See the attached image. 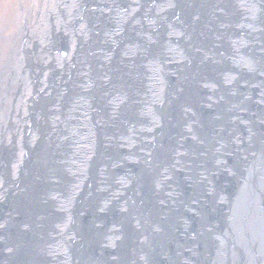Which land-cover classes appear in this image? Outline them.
Segmentation results:
<instances>
[{"label": "water", "instance_id": "obj_1", "mask_svg": "<svg viewBox=\"0 0 264 264\" xmlns=\"http://www.w3.org/2000/svg\"><path fill=\"white\" fill-rule=\"evenodd\" d=\"M154 1V21L160 19V26L168 24L162 26L163 48L155 60L172 62L168 67L173 87L180 88L171 99V107L164 103V87L156 71L150 69L153 64L145 62L140 67L136 95L130 97L141 121L136 135L132 129L124 133L123 141L107 138L96 143L90 119L67 111L74 117H66L61 124L60 142L61 149L69 150L70 155L56 148V136L48 147L50 154L43 152L39 158L44 167L49 166L47 172L58 166L57 171L70 178L69 190L59 201L54 197L52 178L45 168L42 172L40 183L50 187L45 194L46 205L55 208L58 222L51 229L39 227L42 220L38 217L45 207L37 203L31 190L39 188L37 177L19 175L20 185L30 184L31 188L18 192L15 204L4 207V202L0 203V222L7 208L20 213L11 229L6 228L7 236L0 231V264H68L69 259L59 255L67 245L65 236L70 235L68 210L71 199L81 191L87 167L101 142L124 146L120 161L126 167L131 166L128 161L138 162L141 174L148 170L151 175L145 180V175L136 174L130 182L125 166L113 160L101 161L95 187L97 204L86 219H81L84 227L78 230L81 259L87 258L88 264H264V45H257L264 44V0L228 1L231 21L225 18L224 12H230L225 0H186L175 13L173 0ZM165 16L172 19L163 22ZM178 16L180 22L172 21ZM144 24L151 32L150 23ZM151 35L153 32L143 35L146 43L152 40ZM217 44L222 48H215ZM136 48L126 46L120 54L133 56L132 61ZM188 51V56L191 52L194 56L193 64L186 62ZM213 70H222L216 88L208 76ZM123 71L130 69L126 65ZM81 88L83 91L84 86ZM111 101L108 114L117 116L115 103L119 100L111 97L107 104ZM165 107L169 112L162 122L160 108ZM77 116L83 122L77 121ZM103 118L106 127L116 124L117 118L112 123L111 117ZM152 137L155 143L146 141ZM135 142L140 143L138 150L127 149ZM160 143L164 152L157 148ZM9 164L7 178L14 180L20 170ZM74 167L78 176L73 174ZM107 170L115 173L110 189L105 186H109L105 184ZM177 176L179 185L172 180ZM129 185L134 216L131 210L124 211L126 198L121 195ZM111 201L117 210L113 218L108 216ZM125 215L128 230L122 223ZM22 242L25 245H18ZM124 246L131 251L126 257Z\"/></svg>", "mask_w": 264, "mask_h": 264}, {"label": "rangeland", "instance_id": "obj_2", "mask_svg": "<svg viewBox=\"0 0 264 264\" xmlns=\"http://www.w3.org/2000/svg\"><path fill=\"white\" fill-rule=\"evenodd\" d=\"M54 1L63 2L65 5L61 7H63L65 10H68L70 7L71 9L64 13L59 7V11H56V13L53 14L51 13V7L58 5L56 3L54 4L53 0H48V2H45V0H22V2H24L22 5L24 12L23 14L31 25V27H29L30 32H28V34L32 40L38 42L37 49L39 51L36 53L34 46H32L31 49L32 72L24 63L27 56L24 60V56L22 55L23 44H13L10 38L5 39V42L10 40L13 44H10V46H13L14 50L10 53H6L7 56L2 55L0 58V80L3 81L0 95H3L2 97L4 98L1 99L0 102V106L3 107L0 109V135L3 134L5 137L6 130L4 131L2 126L7 125V123H11L13 125V134L12 136L10 135L8 140H10L11 143L13 142L16 152L20 153V158L18 157L16 159V164L17 167H19L20 172L17 178H14V182L9 180L10 178H7V165L9 164L8 162L11 158V154L6 149H3L0 154V174L2 178H5V180H3L4 184L0 186V203L4 202V207L15 204L14 200H17L16 198L20 195L18 192H28L27 185H20L22 184V178L19 175L23 174L24 177H27L31 174L32 158L30 157V154H33V157L38 155L40 156V151L44 152L45 154H50L48 147L51 146V138L55 137L56 135L59 136V144L56 143V148L58 146L60 152L63 151L61 149L60 142L63 136L61 124H63L66 117L73 116L70 113H66L67 111L71 113L77 112L78 115L80 114L81 117L86 118V120H88L87 118L92 119V115L95 117L109 116L111 117L109 123H112L113 119L117 118L115 121L116 124L109 125L107 126L108 128L104 124H98V127H93L91 124L93 127V139L96 140V143L104 141L107 138L111 139L112 141H123L125 138L124 133L129 132L132 129H135L134 131H136L137 128L141 127V121H139L140 118L138 117V114H136L135 110H133L134 103L132 102V99H130L133 94L136 95L138 82L141 79L140 67L142 68V66L145 65V62H142L141 59L143 61L146 60L148 63L149 61L147 59L151 58L150 61L154 64V67L151 68L152 71L158 69L157 66L159 67V70L162 71V64H165L167 68L169 64H172V62L169 61L158 62L155 60V58L158 57L159 53L161 52L160 48H163V43H160V35L162 33V26H166V24L162 23L160 26V19H156L154 21L156 18V14L154 10H152V6L155 2L154 0H136V5L134 4V6L131 7H134L132 12L133 14L129 12V15L132 14V18L130 19H124V16L127 13L123 12V0ZM228 1L230 0H225V5L228 7L230 12H224V14L226 16L225 18L228 21H231L230 19L233 18V15L231 13L230 4ZM125 2H127V0H125ZM20 4L21 0H0V29L3 25L8 24L9 20L15 21V19L18 21V28H21L22 24H24V27L26 28L25 22L21 21L22 17ZM173 7L174 13L176 10H180L178 0H173ZM149 14L153 16L152 19H150L151 16ZM148 16H150V18ZM179 18H181V16L173 18L172 21L178 23L181 21ZM171 19L168 16H165L163 22H167ZM144 23H150V25L153 27L151 32L148 28L149 26L145 27ZM15 24H12L10 27L5 26L4 28H6V30L2 29V31L7 33L17 31ZM48 31L50 32L49 34ZM152 32V40L149 43H146L147 41L144 39L143 35H150ZM141 35L143 38H141ZM20 36L21 35L18 32V39ZM136 41L139 43H136ZM46 44H49V48L47 50L44 49ZM3 45L4 42H1L0 49H2ZM131 45H135L137 47V54L134 55L135 58H133L131 61L130 58L133 56L126 55L125 57L118 59L119 56H122L118 54L120 48L122 50V48H125V46L129 47ZM257 45L262 47L264 44L260 42ZM25 46L27 47L28 45L26 44ZM214 46L217 49L222 48L220 44ZM186 55V62L193 64L194 56L192 52L191 56H188L189 51ZM36 57L39 62L44 61L43 64L40 63L39 65ZM60 57L63 59L62 64L61 59H59ZM162 57L164 58L166 56L163 55ZM57 59H59V62ZM123 60H125L124 63ZM126 65L130 69V72L128 71L127 73H124L123 67ZM221 69H223V67H221ZM221 72L213 70L208 75L210 77L209 80L212 79L215 82H213L214 85L216 84V79H220L219 75H221ZM81 73H84V76L81 75ZM170 73H172L171 69L167 70L164 74L165 86L163 95L165 91L169 92L173 87L174 81ZM142 82H144V79H142ZM30 83L34 86H37V83H42L43 86L40 87V89L42 88L45 91V96L41 94L42 97L37 96V94L34 93L32 94H34L35 97H31V94L29 95V101L33 102L31 105L33 108L32 112L29 113L30 119L32 118L34 126L33 130L28 128L30 124L27 120L21 122L19 117L20 113L25 110V106L28 107L29 105L28 102H26L28 100V94L26 90L28 84ZM82 85L84 86L83 91H81ZM22 87L25 89L24 93L23 91L21 92ZM111 92H113V97H116L119 100V103H115L118 109L117 116L116 114L112 113L108 114V105L110 106L112 101L107 104V100L104 99V97L110 95ZM198 93L199 90L197 89L195 94ZM175 96L176 94L172 95L169 102L164 103H168V106H170L171 99ZM53 104L54 107L51 108ZM57 111L61 113L60 116H57ZM64 112L65 117L62 119L61 117ZM167 112H169L168 107H165V109L160 108L162 122L165 120L164 118H166ZM79 117L80 116H77V119H75L77 121L81 120V122H83V120ZM52 118L55 119L54 123H51ZM110 128L112 129L111 131H109ZM86 129H88V126ZM107 131L109 133H107ZM160 132L161 134H164L162 130ZM112 133L116 135H112ZM150 133L154 135L155 132L150 130ZM8 136L9 134H7V137ZM159 138V140H162L161 136H159ZM5 139L6 137L4 138V141ZM22 140H26L27 143L31 141L32 143L31 146L29 144H25L27 151L24 149L25 147L23 149L26 151V153L24 150L23 152L22 148L20 147V142ZM154 140L155 139H153V137L152 139H146L147 142L155 143ZM46 141H48L47 146H45ZM102 146L106 147L102 148ZM107 146L112 148L109 149ZM139 146L140 143L135 142L133 145L128 146L127 149L136 151L138 150L137 148ZM122 147L124 146L119 144L107 145L106 143L102 142L96 146L94 156L92 157L85 172L83 187L79 194H76L77 197L75 196L76 198L71 201L70 208L68 210V213L71 214V220L69 224L70 235L67 234V237L65 236V239L67 240V245H65L66 248H63V252L65 254H62L63 252L59 253L63 260L69 259L68 264H81L80 261L82 257V250L80 249L78 243L80 244L82 239L78 235V230L81 231L84 227L83 224V227L81 226V219H86L89 212H92V209L97 204L98 197L95 187L97 184V170L101 167L100 163L103 159L110 161L113 160L116 161L118 165L125 166V164L120 161L122 158ZM157 148L164 152V145L162 147L161 143ZM140 152L141 151L139 150V153ZM62 154L70 155V152L69 150H64ZM53 155H56V157L58 156L57 153H54ZM53 157L54 156L51 158L50 156L51 162L56 164V161ZM127 163H129L131 166H125L124 169L127 175L131 178V180L129 179L131 182L137 178H134V176H139L143 173L141 174V171H139L141 168L138 162L136 163L128 161ZM25 167L26 169L24 170ZM27 167L29 169H27ZM57 169H59L58 166ZM57 169L52 166L51 171H48L50 174H52L51 182L54 184L52 187L55 190V198L57 196H63L64 193L68 192L70 187V178L68 174H65L63 171L58 172ZM75 170L76 168L74 167L73 171ZM150 173L151 172H148V170L145 171V174H143L145 175V180H150ZM105 179L107 180L105 184L109 183V186H105L106 188L110 189L111 185L115 183L114 171L107 170ZM172 180L174 181V184H180L179 176L173 177ZM42 184L43 182H41L39 188L32 187L31 190L36 193L35 195L38 198L37 203H41L43 207H45L43 209L44 213L38 218L42 220V224L39 225V227L46 230L54 227L58 222V218L54 212L55 208L46 205L48 202L46 201L45 194L48 192L47 190L50 187ZM129 187H131V185L126 187V191L122 192L121 195L126 198V200L123 201L125 209L124 211L128 213V210H131L134 216V207L131 206L134 201V196L131 195L132 193ZM58 197L57 199L59 200ZM116 211L115 204L113 201H111L109 203L108 209L109 218H113V215ZM19 214L20 213L16 212L13 208H7V210H5L3 215L5 219L4 221L0 222V231L3 232L2 234L7 236L5 233L6 228L11 229L10 225L15 224V219L18 218ZM127 219V215L122 218V223L126 230L129 229V223ZM23 226L24 227L22 228H27V230L29 229L28 226ZM73 233H75V236ZM46 234L47 231L45 235ZM39 238L44 239L43 236H40ZM91 242L94 243L95 239L91 238ZM18 245L25 244L22 242ZM12 251L15 250L13 249ZM122 252L126 257L131 251L129 248H125L124 246L122 248ZM95 263L103 264L100 261Z\"/></svg>", "mask_w": 264, "mask_h": 264}, {"label": "flooded vegetation", "instance_id": "obj_3", "mask_svg": "<svg viewBox=\"0 0 264 264\" xmlns=\"http://www.w3.org/2000/svg\"><path fill=\"white\" fill-rule=\"evenodd\" d=\"M45 2H48V0H45ZM53 3L55 4H58V5H55V6H52L51 7V13H56V11H59V7L61 8V11L62 12H67V11H69L70 9H71V7L68 9V10H65L63 7H61V6H63V5H65L63 2H56V1H54L53 0ZM24 4V2H22V0H21V4H20V10H21V21L22 22H25V26H26V28L24 27V24H22V26H21V28H18L17 27V20L15 19V21H12V20H9V22H8V24H6V25H3L2 26V28L0 29V44H1V42H4V45H3V47H2V49H0V58L2 57V55H4V56H7L6 55V53H10V52H12L13 50H14V48H13V46H10V44H12V42H13V44H16V43H20V45L21 44H23V46H22V49H23V56H24V60H25V57L27 56V58H26V60H25V65H27L28 66V68L31 70L32 68H31V65H32V52H31V49H32V46H34L35 47V51H36V53L39 51L38 49H37V46H38V42L37 41H34V40H32L31 39V37H30V35L28 34V32H30V29H29V27H31V25L29 24V21L26 19V17L24 16V12H23V7H22V5ZM27 5V4H26ZM16 23V24H15ZM12 24H15V28L17 29V31H14V32H10V33H7V32H3L2 31V29H4V30H6V28H4L5 26H12ZM11 30V29H10ZM18 32L20 33V37H19V39H18ZM50 32L48 31V34H49ZM7 38H10V40H12V42L10 41V40H7L6 42H7V45L9 46H7L6 45V42H5V39H7ZM12 44V45H13ZM28 45L27 47L25 46V45ZM49 48V44H46V46H45V50H47ZM33 56H34V54H33ZM62 57V56H61ZM61 57L59 58V59H61ZM59 59H57L58 60V62H59ZM36 60H37V62L39 63V65H40V63H42L43 64V62L44 61H42V62H39L38 61V59H37V57H36ZM63 63V59H61V64ZM4 64V63H3ZM44 67H45V65H44ZM46 68V67H45ZM31 72H32V70H31ZM2 83H3V81H1L0 80V91H1V87H2ZM43 86V84L41 83V84H39V83H37V86H34L33 84H28V86H27V101L26 102H28V107L27 106H25V110L22 112V113H20V115H19V117H20V119H21V122H23L24 120H27L28 121V123L30 124V122H31V120H32V118L30 119V112H31V109H32V104H33V102L32 101H29V95L31 94V97L33 96V97H35L34 96V94H37V90L39 91V89H40V87H42ZM23 91V93L25 92V89H24V87H22V89H21V92ZM7 93V92H6ZM32 93H34V94H32ZM3 95H0V102H1V99H4L3 97H2ZM3 107L2 106H0V109H2ZM17 111H19V110H17ZM54 121H55V119L54 118H52V121H51V123H54ZM3 125V124H2ZM3 128H4V131L6 130V133H5V137H6V139H5V141H4V136H3V134L2 135H0V154H1V152H2V150L4 149H6L10 154H11V158H10V166L11 167H14V168H16V170H17V168L18 167H15L14 166V164L16 163V159L19 157L20 158V153H18V152H16V150H15V147L13 146V142L11 143V141L10 140H8L9 138H10V135L12 136V132H13V125L11 124V123H7V125H3L2 126ZM28 128H29V126H28ZM31 130V129H30ZM7 134H9V136L7 137ZM25 134H27V133H25ZM28 144L30 145V144H32L31 143V141H29L28 142ZM24 140H22L21 142H20V147L22 148V151L24 150L23 148H24ZM8 146H10V147H8ZM18 151V150H17ZM24 152V151H23ZM22 152V153H23ZM20 160V159H19ZM0 163H1V161H0ZM1 167V166H0ZM3 180H5V178H2V176H1V174H0V186H2L3 184H4V182H3ZM15 180V179H14ZM12 181H13V179H12Z\"/></svg>", "mask_w": 264, "mask_h": 264}, {"label": "bare ground", "instance_id": "obj_4", "mask_svg": "<svg viewBox=\"0 0 264 264\" xmlns=\"http://www.w3.org/2000/svg\"><path fill=\"white\" fill-rule=\"evenodd\" d=\"M135 1L136 0H134V1H132V0H127V2H125V0H123V2H124V10H123V12H125V13H127V14H125V16H124V19H130V18H132V12H133V8H131L132 6H134V4H135ZM185 1L186 0H178V2H179V6L182 8V6L184 5V3H185ZM122 3V2H121ZM136 5V4H135ZM155 5V4H154ZM153 5V6H154ZM153 6H152V8H153ZM177 6H178V4H177ZM136 7V6H135ZM231 10V9H230ZM129 12L130 13H132V14H130L129 15ZM150 16H151V18H150V16H148L150 19H152L153 18V16L151 15V14H149ZM123 19V20H124ZM189 35V34H188ZM103 39H105V38H103ZM126 47V46H125ZM122 49H124V48H122ZM121 51H123V50H121V48H120V51H119V55H121L120 53H121ZM153 56V55H152ZM220 56V55H219ZM121 57L122 56H119L118 57V59H121ZM156 57V56H155ZM154 57V58H155ZM149 62L148 63H150V64H153L150 60H151V58H148L147 59ZM165 62L167 61V60H164ZM122 62V61H121ZM125 62V60H123V63ZM144 62H147L146 60H144ZM158 62H160V61H158ZM163 62V61H162ZM162 64V63H161ZM160 64V65H161ZM154 65V64H153ZM152 67H154V66H152V65H150V69L152 68ZM161 67H162V71L161 70H159V67L157 66V68L158 69H156L155 71H156V75H157V78H158V82L159 81H161L162 82V84H163V87L165 86V72L167 71V70H169L170 69V67H166V65L165 64H162L161 65ZM74 74V73H73ZM183 74V73H182ZM103 75H104V72H103ZM144 80H146V78L144 77L143 78ZM96 83V82H95ZM174 84V83H173ZM142 85H143V82H142ZM144 86V85H143ZM180 88H178V87H172L171 89H170V91L169 92H166L165 91V93H164V95H163V100H165L164 102H169V100H170V98H171V96L172 95H174V94H177V90H179ZM44 89H40L38 92H37V96H41L42 97V95H44ZM164 92V91H163ZM42 94V95H41ZM36 96V97H37ZM45 96V95H44ZM113 98V99H116V100H118V98H116V97H113V92H111L110 93V95H107V97H104V99L105 100H108V98ZM122 99V98H121ZM137 100H139V99H137ZM140 101V100H139ZM51 106V105H50ZM122 106V105H121ZM52 107H54V104H53V106H51V108ZM33 109V108H32ZM32 109H31V112H32ZM120 109V108H119ZM38 112V111H37ZM61 115V113L59 112V111H57V116H60ZM40 117V116H39ZM65 117V112H64V114L62 115V119ZM103 117V116H102ZM102 117H95V116H93L92 115V119H90V123L93 125V127H95V126H97L98 124H105V123H102V121H103V119L104 118H102ZM48 118V117H47ZM139 122V121H138ZM32 127V128H31ZM33 128H34V126H33V122H32V120H31V123H30V126H29V129H31V130H33ZM49 129V128H48ZM135 130V129H134ZM48 131V130H47ZM137 131V130H136ZM134 133L136 134V132L134 131ZM93 135V134H92ZM56 136H58V135H56ZM55 136V137H56ZM55 137H53V138H51V140H52V144H53V140H54V138ZM59 137V136H58ZM45 138H46V136H45ZM58 139V138H57ZM151 139V138H150ZM153 139H154V137H153ZM50 140V141H51ZM59 140V139H58ZM50 141H49V143H50ZM46 142H48V141H46ZM57 144H59L58 142H56ZM24 144H28L27 143V141L26 140H24ZM30 146H31V144H30ZM24 147H25V145H24ZM25 150H26V147L24 148ZM33 149V148H32ZM24 150V151H25ZM27 151V150H26ZM26 151H25V153H26ZM31 151V150H30ZM40 153L41 154H43V152H41L40 151ZM25 157V156H24ZM30 157L32 158V163H31V175L33 174V175H35V177H37V181H36V185H41V183H40V181H42L43 180V169L47 172V170L49 169V166L47 165V164H45V167H44V164L42 163L43 161H41L42 159H39L41 156H37V157H33V154H30ZM26 160V159H25ZM24 160V161H25ZM26 169V167L24 168V170ZM27 169H29L28 167H27ZM38 174H37V173ZM35 173V174H34ZM48 173V174H47ZM46 174H47V176L49 177H51L52 178V174H50L49 172H47ZM73 174L75 175V176H78L77 175V173L74 171L73 172ZM44 178H46V175H45V177ZM15 180H13V182H14ZM82 187H83V183H82ZM30 188H31V186H30V184H27V190H30ZM82 189V188H81ZM79 193H77V195H78ZM54 196V195H53ZM76 196V195H75ZM58 197V196H57ZM77 197V196H76ZM59 198V201H61L62 199H63V196H60V197H58ZM71 201H72V199H71ZM32 203V202H31ZM26 212V211H25ZM4 218V217H3ZM5 219V218H4ZM4 219L2 220V221H4ZM71 232V231H70ZM74 234V236H75V233H73ZM81 249V248H80ZM87 258H83V259H81V264H88L87 263ZM89 263H91V264H96L95 262L93 263V261H89Z\"/></svg>", "mask_w": 264, "mask_h": 264}]
</instances>
